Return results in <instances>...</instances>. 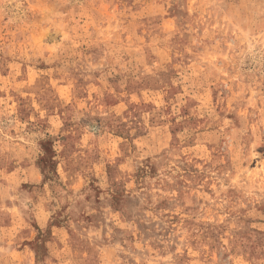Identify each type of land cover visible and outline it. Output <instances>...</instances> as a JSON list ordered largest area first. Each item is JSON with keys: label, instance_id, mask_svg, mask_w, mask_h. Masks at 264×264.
Instances as JSON below:
<instances>
[{"label": "rangeland", "instance_id": "obj_1", "mask_svg": "<svg viewBox=\"0 0 264 264\" xmlns=\"http://www.w3.org/2000/svg\"><path fill=\"white\" fill-rule=\"evenodd\" d=\"M0 264H264V0H0Z\"/></svg>", "mask_w": 264, "mask_h": 264}]
</instances>
